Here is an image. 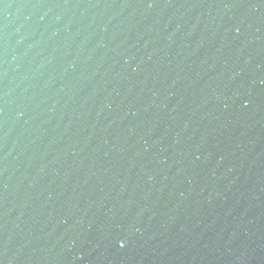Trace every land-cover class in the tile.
<instances>
[{
	"label": "water",
	"instance_id": "1",
	"mask_svg": "<svg viewBox=\"0 0 264 264\" xmlns=\"http://www.w3.org/2000/svg\"><path fill=\"white\" fill-rule=\"evenodd\" d=\"M0 264H264V0H0Z\"/></svg>",
	"mask_w": 264,
	"mask_h": 264
}]
</instances>
